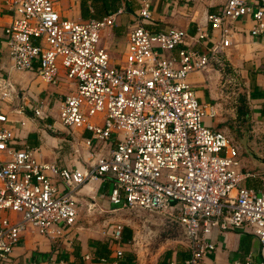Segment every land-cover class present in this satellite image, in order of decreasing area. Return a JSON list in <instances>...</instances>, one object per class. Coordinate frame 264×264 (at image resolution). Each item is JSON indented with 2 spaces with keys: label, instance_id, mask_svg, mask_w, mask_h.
I'll return each mask as SVG.
<instances>
[{
  "label": "built area",
  "instance_id": "1",
  "mask_svg": "<svg viewBox=\"0 0 264 264\" xmlns=\"http://www.w3.org/2000/svg\"><path fill=\"white\" fill-rule=\"evenodd\" d=\"M12 16L2 31L11 68L31 72L47 86H57L60 71L73 85L63 98L58 123L72 134H88L91 152L86 169H68L37 159L40 148L18 146L12 120L26 109L44 117L42 105H31L29 92L0 75V264H5L27 232L59 244L77 219L75 192L101 179L110 180L109 202L121 209L140 210L175 224L183 233L188 257L166 264H207L215 251L211 232H249L264 249V184L242 185L250 174L241 170L237 147L227 136L205 125L216 117L212 105L199 101L187 77L206 70L231 45V25L249 19L250 35L261 38L264 55V0H226L207 15L214 42L198 30L168 28L151 32L150 0H138L136 23L127 34L124 61L111 65L101 46L102 34L125 13L118 8L98 20L60 18L52 0H3ZM212 46L199 52L192 41ZM177 49L176 56H166ZM62 187V189H60ZM146 221L142 226L145 228ZM123 226L109 238L113 259L82 256L87 264H117L123 258ZM29 264H67L58 258ZM234 264H250L249 261Z\"/></svg>",
  "mask_w": 264,
  "mask_h": 264
},
{
  "label": "crops",
  "instance_id": "2",
  "mask_svg": "<svg viewBox=\"0 0 264 264\" xmlns=\"http://www.w3.org/2000/svg\"><path fill=\"white\" fill-rule=\"evenodd\" d=\"M52 1L60 18L70 21L91 20L98 8V3L92 4L90 0ZM225 1L150 0L151 19L142 25L151 32L175 28L190 36L200 30L212 37L214 42H218L217 33L211 34L209 31L207 15L215 13ZM246 1L258 3L261 0ZM119 8H124L125 13L117 18L113 28L103 32L101 39V46L107 50L109 58L119 59L118 65L124 61L127 34L136 23L138 0H119ZM11 20L10 12L6 10L3 0H0V40L3 29ZM252 26L253 23L249 19L235 21L230 27L231 45L223 49L206 70L191 73L187 77L199 101L212 105L216 111L215 118L204 119L205 125L224 133L230 141L234 138L246 139L249 135L264 138V55L261 38L253 37L249 33ZM191 46L199 52H205L212 43L205 40L192 41ZM115 49H118V53H115ZM176 53L177 49H174L165 55L176 56ZM62 74L60 71L57 86H47L40 82L34 73L14 71L5 50L0 53V75L7 76L17 88L29 92L33 99L31 105H42L45 112L44 117L36 118L30 106L21 116L12 113L11 109L7 111L12 120V130L17 137V147L23 144L37 146L40 148V154L37 155L39 161L82 170L88 168L90 153L97 154L98 149L89 152L83 145L87 133L75 130L70 134L58 123L61 101L73 88ZM11 75L29 76V79L26 81L25 78L24 82L15 81ZM242 144L249 147L246 142ZM256 146L260 148L259 145ZM241 148L243 149L242 145ZM252 162L258 163L262 169L259 173L251 172L241 163L242 172L251 175L242 185L259 189L264 184V165L255 160ZM111 186L110 180L101 179L86 184L75 192L77 219L69 231L68 242L62 239L59 244H55L36 233L27 232L5 264H29L49 258L63 259L67 264H87L81 259L86 253L111 261L116 247L112 244L109 234L112 228L120 223L111 217L120 209L109 202ZM167 226L178 228L182 238L181 245L186 249L182 230L175 224ZM132 233L127 242H131L134 237ZM211 241L216 249L205 258L207 264H234L246 261L250 264H264V249L249 232H219L214 228ZM125 245H121L123 258L117 264H153L135 256L130 248H123ZM175 253L170 257L175 258ZM167 261L166 259L159 264H166Z\"/></svg>",
  "mask_w": 264,
  "mask_h": 264
},
{
  "label": "rangeland",
  "instance_id": "3",
  "mask_svg": "<svg viewBox=\"0 0 264 264\" xmlns=\"http://www.w3.org/2000/svg\"><path fill=\"white\" fill-rule=\"evenodd\" d=\"M121 49V48H119ZM116 50V49H115ZM118 53V49L115 51ZM111 65H118L119 59H110ZM15 81L24 82L29 79V76H10ZM232 143L237 147L238 159L240 163L246 165L251 172L259 173L261 167L258 163L252 162L254 158L258 160L264 159V138H254L249 135L246 139L234 138L231 139ZM248 143L249 147H245L242 143ZM243 149L241 148V145ZM259 145L260 148L255 145ZM253 147V148H252ZM255 147V148H254ZM253 155V156H251ZM262 164V163H261ZM264 165V164H263ZM112 220L115 219L123 228H129L132 235L134 236L131 242H126L123 248L132 250L135 256L141 257L148 263L159 264L167 259L165 254L170 251L171 255L179 250L181 247L182 238L178 231V228L173 226H167L164 224L162 219L157 216H151L140 210L129 211L125 209H119L116 213L111 215ZM148 220L149 224L152 225L148 228L142 226L143 222ZM147 223V225H149Z\"/></svg>",
  "mask_w": 264,
  "mask_h": 264
},
{
  "label": "trees",
  "instance_id": "4",
  "mask_svg": "<svg viewBox=\"0 0 264 264\" xmlns=\"http://www.w3.org/2000/svg\"><path fill=\"white\" fill-rule=\"evenodd\" d=\"M83 1H86V0H83ZM90 3H92V4L98 3L97 12L91 18V19H95V20L101 19L102 17L115 12L119 8V0H90ZM82 6L84 7V4ZM81 9H82V7H81ZM83 11H84V8H83ZM83 15H84V13H83ZM130 235H131L130 229L129 228H123V233H122L123 243L127 242V240L130 238ZM188 255H189L188 251L186 249H184L183 247H181L179 250H176L175 259L178 261H181V260L187 258ZM170 256H171V252L168 251L165 254V257H167V260H169L172 258Z\"/></svg>",
  "mask_w": 264,
  "mask_h": 264
},
{
  "label": "water",
  "instance_id": "5",
  "mask_svg": "<svg viewBox=\"0 0 264 264\" xmlns=\"http://www.w3.org/2000/svg\"><path fill=\"white\" fill-rule=\"evenodd\" d=\"M245 147H246V145H245ZM251 156H253V155H251ZM253 160H255L256 162H259V163L264 164V159L258 160L257 158H254ZM147 223L149 224L148 220H146V224H145V226H148V228L151 227V229H150V228H149V229H150V230H153V229H152V225H150V224L147 225Z\"/></svg>",
  "mask_w": 264,
  "mask_h": 264
}]
</instances>
